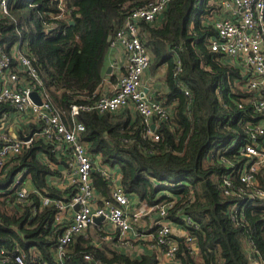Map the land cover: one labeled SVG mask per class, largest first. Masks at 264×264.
Listing matches in <instances>:
<instances>
[{
	"label": "trees",
	"instance_id": "obj_1",
	"mask_svg": "<svg viewBox=\"0 0 264 264\" xmlns=\"http://www.w3.org/2000/svg\"><path fill=\"white\" fill-rule=\"evenodd\" d=\"M152 1L66 0L64 16L52 18L61 11L55 0H11V16L0 17V44L8 54L19 44L51 103L71 123L72 105L100 96L117 30L132 10ZM213 1L171 0L161 18L139 23L140 38L153 55L149 69L156 73L165 67L166 90L153 98L168 109L167 117L153 116L150 124L128 105L77 116L85 125L82 138L89 152L121 170L125 191L150 206L168 204L166 219L187 231L178 240L175 260L163 263L165 249L156 235L150 241L153 253L133 258L118 249L119 240L115 246L99 232L95 244L86 231L69 244L63 264H250L252 256L264 263V197L258 195L264 191V164L255 184L241 180L252 162L242 149L253 141L251 127L264 122L255 103L262 96L246 87L249 77L240 67L211 49L217 32L209 17L219 8ZM17 116L14 105L0 103V129L9 132L3 122ZM153 124L159 139L147 134ZM17 129L23 135L40 131L25 117ZM62 155L39 134L4 175L0 170V264H61L55 249L68 222L58 223L60 208L43 205L42 198L68 202L77 193L74 185L51 183L61 175ZM92 179L97 191L110 196L101 173L93 171ZM27 183L33 187L19 200ZM147 228L145 233L156 234L158 227Z\"/></svg>",
	"mask_w": 264,
	"mask_h": 264
},
{
	"label": "built area",
	"instance_id": "obj_2",
	"mask_svg": "<svg viewBox=\"0 0 264 264\" xmlns=\"http://www.w3.org/2000/svg\"><path fill=\"white\" fill-rule=\"evenodd\" d=\"M61 11L55 17H62L66 11V0H55ZM171 0H153L147 5L132 10L123 26L115 34V45L123 48L125 55V72L119 78L113 92L102 94L92 103L74 104L71 107V123H67L49 99L43 82L32 61L16 43L11 54H8L0 44V103H10L17 109L18 122L22 117L27 122L40 127L39 132L29 135L14 134L5 128L0 129V138L4 144L0 146V170L5 171L9 162L22 153L25 145L31 143L39 134L60 149L65 157L63 167L68 170V186L76 187V195L68 202L43 197V205L55 204L60 208L57 222L61 223L63 211L71 212V220L64 224L58 237L55 258L63 264L67 247L75 236L85 233L97 217L114 224L123 241L129 242L131 230L139 217L156 211V235L158 245L165 249V262L174 261L178 249L179 238L173 233V222L167 221V207L149 206L141 202L135 207L130 196L122 185L123 174L120 169L111 168L100 159L94 158L88 150L87 143L82 138L85 125L77 120L81 111L97 110L99 112L117 111L129 104L140 112L151 124L153 116L167 117L169 111L160 101L155 100L145 92L143 77L148 70L152 52L140 38V21L152 23L162 17ZM11 0H0V17L11 16ZM213 4L219 8L209 17L216 30V36L210 39V47L223 57L240 67L249 77L246 87L256 89L262 96L255 101L256 110L264 113V0H215ZM48 25V24H47ZM37 91L41 104H37L31 93ZM17 116V118H18ZM6 119V116L5 118ZM3 119V120H4ZM3 122V121H2ZM6 122H3L5 126ZM253 141L248 143L243 154L252 162L241 173V180L248 185L255 184V173L264 164V122L251 127ZM147 134L159 139L155 127L150 125ZM262 137V141H259ZM53 166V164H51ZM53 168H57L53 166ZM61 171V168H60ZM101 173L109 183L110 196L97 191L92 172ZM19 179V178H18ZM19 181L16 180V183ZM228 185H230L227 180ZM31 191L26 185L19 190V200H24ZM259 197H264V191H258ZM168 205V204H167ZM164 206V205H163ZM189 222V218H187ZM179 227V225H177ZM108 236V235H107ZM105 235L104 237L107 238ZM193 252L198 251L193 237H187ZM2 253V251H0ZM18 262H22L20 256ZM250 264H264L259 258L251 257Z\"/></svg>",
	"mask_w": 264,
	"mask_h": 264
},
{
	"label": "crops",
	"instance_id": "obj_3",
	"mask_svg": "<svg viewBox=\"0 0 264 264\" xmlns=\"http://www.w3.org/2000/svg\"><path fill=\"white\" fill-rule=\"evenodd\" d=\"M124 72H125V55L123 52V48L119 45H115L114 49L110 51L109 55L107 56V64H106L107 75L104 77L103 82L99 87L97 93H99L100 95L108 94L110 92L112 93L115 86L118 84L119 78L124 74ZM164 73H165V67L163 66L158 68L156 73H154L149 68L145 72V75L143 77V85H144V89L146 88L145 92H147L149 96L153 97L156 91L160 90L164 92L166 90L163 80ZM129 106L131 107V109H134L133 106H131L130 104ZM11 122H13V125L11 124ZM20 122L21 121L18 122V120L16 119L9 118L8 122H6L5 125H7L9 130L13 133L12 135L17 133L18 135H20V132L17 129ZM8 124H11L10 125L11 127L8 126ZM72 170L73 169L68 170L67 168H64L62 166L61 175L58 177H52L50 178V180L54 185H57L60 188H64L68 185V181H69V176H66V174ZM26 185L28 186V188L33 187L31 183H27ZM132 201L135 204V207L138 206V204L140 203L137 195L135 196L132 195ZM147 216H148L147 219L142 222L143 226H141L140 229H136L134 226V228L131 230L130 237L132 240H134V242H137L135 239L136 235L139 236L138 237L139 239H143L141 241L146 240L145 242L139 243L137 245H135L136 243L134 242H132L129 245V243L123 241L124 238L120 237L118 228L114 224L108 221H103V220L96 221L95 219L94 224H91L88 227L87 234H90L95 239V244H97L96 240H99L98 237L99 232L102 233L101 235L104 234L102 240L114 244L115 246H117L116 243L117 240H119L120 244L118 245L119 247L118 249L121 250V252L130 254L131 257L133 258L139 257L142 253L150 254L153 253L154 251L153 245L150 244V241L152 240V233L151 232L145 233L144 231L146 229L148 230L147 227L154 228L158 216L156 217L154 214L151 213ZM71 217L72 215L70 211H63V213L60 215V220L61 222H65V221L69 222L71 220ZM173 233L177 238H181L182 236L187 235V231L180 226L179 227L175 226L173 228ZM105 235L106 236L108 235L107 238L104 237ZM121 248L124 249L122 250ZM161 257H163V255ZM162 261L163 263L165 262V260Z\"/></svg>",
	"mask_w": 264,
	"mask_h": 264
},
{
	"label": "rangeland",
	"instance_id": "obj_4",
	"mask_svg": "<svg viewBox=\"0 0 264 264\" xmlns=\"http://www.w3.org/2000/svg\"><path fill=\"white\" fill-rule=\"evenodd\" d=\"M114 49V46L111 48V50L110 51H112ZM11 124L13 125V122H11ZM11 124H8V126H10ZM11 127V126H10ZM51 183H52V181H51ZM150 206V205H149ZM169 205H164V206H160V207H168ZM150 214V213H149ZM149 214H145V215H142L141 217H139V219H138V221L135 223L136 225H135V228L136 229H140V227L141 226H143V224H142V222L143 221H145L146 219H147V215H149ZM151 214H154L156 217L158 216V214H157V212L156 211H153V212H151ZM154 220H155V218H154ZM166 222H170V221H166ZM178 224H172V226L173 227H175V226H177ZM104 235V234H103ZM175 235V234H174ZM139 236L138 235H136V241L137 242H135L136 244L135 245H137V244H139V243H142V242H145L146 240H144V241H141V240H143V239H139L138 238ZM131 241H133L134 242V240H132L131 238H129ZM129 243V242H128ZM132 242H130L129 243V245L131 244ZM122 250L124 249V248H121ZM162 260H164V257H162Z\"/></svg>",
	"mask_w": 264,
	"mask_h": 264
},
{
	"label": "water",
	"instance_id": "obj_5",
	"mask_svg": "<svg viewBox=\"0 0 264 264\" xmlns=\"http://www.w3.org/2000/svg\"><path fill=\"white\" fill-rule=\"evenodd\" d=\"M71 23H74V21L72 20ZM31 98L37 103V104H41V97L39 96L37 91H33L31 93ZM155 127V125L153 124V128ZM31 134L25 138V140H28L30 138ZM102 217H97L96 221H101Z\"/></svg>",
	"mask_w": 264,
	"mask_h": 264
}]
</instances>
